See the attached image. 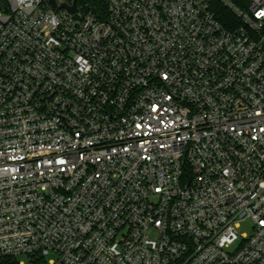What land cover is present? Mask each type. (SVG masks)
I'll list each match as a JSON object with an SVG mask.
<instances>
[{
	"label": "built area",
	"instance_id": "2783aa9c",
	"mask_svg": "<svg viewBox=\"0 0 264 264\" xmlns=\"http://www.w3.org/2000/svg\"><path fill=\"white\" fill-rule=\"evenodd\" d=\"M61 3L0 0V264H264V0Z\"/></svg>",
	"mask_w": 264,
	"mask_h": 264
},
{
	"label": "rangeland",
	"instance_id": "374dc122",
	"mask_svg": "<svg viewBox=\"0 0 264 264\" xmlns=\"http://www.w3.org/2000/svg\"><path fill=\"white\" fill-rule=\"evenodd\" d=\"M58 1L62 2L65 0H58ZM236 230H237L238 234H243V233L249 234L251 232V221L245 220V221L241 222L240 226L238 228H236ZM149 235L151 237L156 236L153 231L149 232ZM44 258L46 260V263H48L49 261L56 260V254L53 252H47L44 255ZM18 259H26V257L22 255V256H19Z\"/></svg>",
	"mask_w": 264,
	"mask_h": 264
},
{
	"label": "trees",
	"instance_id": "16d2710c",
	"mask_svg": "<svg viewBox=\"0 0 264 264\" xmlns=\"http://www.w3.org/2000/svg\"><path fill=\"white\" fill-rule=\"evenodd\" d=\"M107 2L108 0H76V3L78 6L91 9L93 12L99 15L105 13ZM37 260L39 259H36V261Z\"/></svg>",
	"mask_w": 264,
	"mask_h": 264
},
{
	"label": "water",
	"instance_id": "95a60500",
	"mask_svg": "<svg viewBox=\"0 0 264 264\" xmlns=\"http://www.w3.org/2000/svg\"><path fill=\"white\" fill-rule=\"evenodd\" d=\"M52 5L56 6V0H50ZM76 0H72V4L68 5L67 3H61L59 7L67 9L69 12H73L76 9Z\"/></svg>",
	"mask_w": 264,
	"mask_h": 264
}]
</instances>
